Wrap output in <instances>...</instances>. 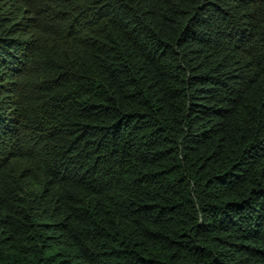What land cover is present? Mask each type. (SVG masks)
<instances>
[{
	"label": "trees",
	"instance_id": "1",
	"mask_svg": "<svg viewBox=\"0 0 264 264\" xmlns=\"http://www.w3.org/2000/svg\"><path fill=\"white\" fill-rule=\"evenodd\" d=\"M0 264H264V0H0Z\"/></svg>",
	"mask_w": 264,
	"mask_h": 264
}]
</instances>
